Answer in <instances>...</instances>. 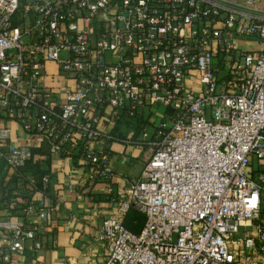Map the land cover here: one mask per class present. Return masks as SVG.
Instances as JSON below:
<instances>
[{
  "label": "built area",
  "instance_id": "built-area-1",
  "mask_svg": "<svg viewBox=\"0 0 264 264\" xmlns=\"http://www.w3.org/2000/svg\"><path fill=\"white\" fill-rule=\"evenodd\" d=\"M113 141L150 154L99 213L101 264H264L261 0H0V174L23 213L0 218L1 261L47 246L32 166L69 158L111 187Z\"/></svg>",
  "mask_w": 264,
  "mask_h": 264
},
{
  "label": "crops",
  "instance_id": "crops-1",
  "mask_svg": "<svg viewBox=\"0 0 264 264\" xmlns=\"http://www.w3.org/2000/svg\"><path fill=\"white\" fill-rule=\"evenodd\" d=\"M106 124L105 121L102 123L103 126ZM14 128L20 133L17 125ZM118 128L113 132L116 136L129 135L130 132L124 125ZM134 137L142 139L139 128H135ZM110 147L116 153V158L111 163L117 174L111 187L103 182H88L84 177L83 167L69 158H51L43 168L37 163L32 166L34 175H50L49 192L57 209L52 214L53 223L49 228L44 250L38 254H13L14 264L102 263L106 249L96 240L102 223L99 213L108 208L120 189L127 186L125 178L140 175L150 154L148 145L128 146L120 141H113ZM18 184L17 176L13 173L0 174V218L7 214L18 219L23 217L20 207V210L11 208L8 199L12 190L18 188ZM25 199L40 203L42 195L32 191L25 195ZM27 220L38 221L33 215ZM0 264L6 263L0 260Z\"/></svg>",
  "mask_w": 264,
  "mask_h": 264
},
{
  "label": "trees",
  "instance_id": "trees-1",
  "mask_svg": "<svg viewBox=\"0 0 264 264\" xmlns=\"http://www.w3.org/2000/svg\"><path fill=\"white\" fill-rule=\"evenodd\" d=\"M145 222V217L138 212L137 209H132L126 219V225L135 233H139Z\"/></svg>",
  "mask_w": 264,
  "mask_h": 264
},
{
  "label": "rangeland",
  "instance_id": "rangeland-1",
  "mask_svg": "<svg viewBox=\"0 0 264 264\" xmlns=\"http://www.w3.org/2000/svg\"><path fill=\"white\" fill-rule=\"evenodd\" d=\"M261 5L264 7V0H261Z\"/></svg>",
  "mask_w": 264,
  "mask_h": 264
}]
</instances>
